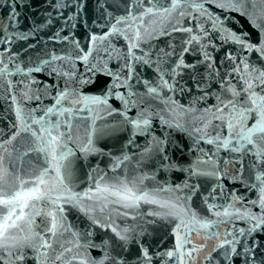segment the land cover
Segmentation results:
<instances>
[{"label":"water","instance_id":"95a60500","mask_svg":"<svg viewBox=\"0 0 264 264\" xmlns=\"http://www.w3.org/2000/svg\"><path fill=\"white\" fill-rule=\"evenodd\" d=\"M163 2L170 6L169 0ZM191 2L188 0L183 5L185 17H180L178 12L173 13L171 21L165 24L170 34H161L157 28L150 36L146 35L144 28L154 18H145L143 27H140L141 41L138 47L131 49L142 59L134 60L128 55L129 45L136 43L134 29L141 25V21L137 20L132 27H128L130 20H124L121 24H116V20L127 17L129 8L136 5L137 0H0V59L6 62L13 73L0 80V141L6 142L17 130L14 127L20 123L16 115L17 107L23 108L26 116L31 113L40 118L47 107L55 106V97L63 91L68 92L69 97L75 95L80 99L107 96V105L89 104L86 107L85 103L73 105L67 100L63 102L65 108L80 109L74 111L71 117L73 142L69 143V148L74 152L69 157L72 161L71 192L84 193L90 188L95 192L96 183L104 186L125 178L128 181L143 178L138 186L149 191L157 188L174 189L176 191L163 192L162 195L182 196L187 201V207L198 217L216 222L209 230L200 231L199 235L196 230L181 228L182 235L188 233L193 244L204 246L195 254V260L188 264H264V227L249 232L255 221L214 215L215 211L222 212L228 205L261 215L259 203L252 202L260 200L262 185L256 177L264 176V164L253 167L256 157L247 148L241 154L231 151V144L225 148L217 143H207L208 139H215L217 134H220L221 140L228 136L226 122L213 117L217 98L225 101L231 99L228 89L234 87L240 93L236 99L243 102L246 95L243 92L244 80L264 71V55L225 39L224 32L217 29L224 27L237 35L246 34L257 47L264 44V34L253 26L248 17L220 9L215 3H205L209 13L219 16L223 21L222 26L213 28L206 16H199L194 8L188 6ZM138 3L139 7L133 9L136 14L141 8L152 7L156 0H138ZM10 14L16 16L15 21L8 19ZM174 24L193 31L173 32L171 29ZM112 25L119 31L109 35ZM201 27L204 32L200 31ZM93 35L107 36V39L103 42L97 40L93 45L90 40ZM190 35L197 36L199 42L192 41L186 45ZM21 36L28 38L21 39ZM7 39L11 43H5ZM186 46L188 51L185 52ZM87 52H91V55L85 62L82 57ZM204 52L210 55V60L205 61ZM52 55L64 59L52 60ZM181 56L185 64L195 67L177 69L178 74L173 76L172 70ZM44 60L49 63L42 65L41 72L24 74ZM245 61L249 64V71H236L237 66L242 69ZM17 64L24 72H16ZM116 76L120 77V81L127 78V84L115 87ZM161 76L174 85L175 90L169 91L163 87L158 88V96L150 95L148 86L158 87ZM7 80L13 82L11 88ZM33 80L36 83H30ZM21 81L30 84L33 96L39 95L40 99L24 98L22 93L25 88ZM145 82H148L147 85ZM36 89L39 91L36 92ZM255 90L261 92L260 87ZM129 91L134 95L129 96ZM120 95L135 103L125 107ZM164 100L169 102L166 104ZM227 111L224 109V113ZM141 112L150 120L145 134L135 132L128 123V120L140 117ZM252 116L253 119L247 121L249 126L254 122L255 114ZM44 118L53 124L59 122L60 130L67 131L63 123L68 119L67 114ZM161 118L169 122L178 121L182 127H168ZM205 124H208L205 129L208 136L195 131ZM93 125L95 129L104 131L92 135L95 150L82 152L80 146L87 140ZM157 140L163 141L160 147H157ZM29 141L30 137L25 133L17 137L13 142L14 158L27 149ZM5 146L10 150L13 148L11 145ZM147 148L151 151L146 152ZM209 159L210 163L200 164L199 167L210 171L214 162L220 179L192 174L197 161ZM25 161L36 164V154L25 157ZM39 163H43L42 157ZM24 167L32 171L27 162ZM185 184L195 187H184ZM60 203L64 208L62 215L65 227L69 229L63 239L73 242L67 246H74L76 237L73 233L78 234L81 244L90 240L96 247L82 248L80 251H86L92 259L99 260L102 257L105 241L109 244V254L124 264H141L144 248L153 257L152 264H164L165 257L161 253L175 247L177 222L172 218L158 219L146 215L153 210V205L141 203L136 210L139 215L133 219L131 215L123 216L118 211H111L109 217V210L117 206L109 204L108 209L101 213L99 206L86 198L77 206H73L74 202ZM210 204L216 205V208L210 211ZM89 205H93L96 210L88 214L80 210L81 207L87 210ZM37 223H40V217H37ZM108 225L117 230L130 229V241L127 244L120 241ZM133 228L134 232L131 231ZM241 229L245 233L243 236L240 234ZM87 233H91V236ZM215 233L219 234L218 239L213 235ZM226 240H235L237 252L241 254L225 255L226 252L230 253V247L219 245ZM249 247L252 249L249 255L254 257L252 260H247L243 254V249ZM33 255H29L26 264H33ZM107 264H113V261L109 260ZM167 264H176V261H167Z\"/></svg>","mask_w":264,"mask_h":264},{"label":"snow or ice","instance_id":"6c2138e0","mask_svg":"<svg viewBox=\"0 0 264 264\" xmlns=\"http://www.w3.org/2000/svg\"><path fill=\"white\" fill-rule=\"evenodd\" d=\"M188 3V0H169V5L166 6L163 0H156V3L152 7L141 8L139 14L133 10L134 7H139L137 4L129 8V14L127 17L116 20V24H121L124 20H130L131 23L128 27H132L137 20L141 21V25L134 29V40L136 43L129 45V57L134 60H140L142 57L135 55L131 49L138 47V43L141 41L140 27H143V22L146 17H153L154 19L149 21L148 27L144 28L146 35H151L159 28L161 34H170L165 28V24L170 22L173 13L178 12L180 17H185L186 11L183 5ZM205 3H215V6L225 11L238 12L249 18L250 22L255 28H257L262 34H264V0H203V2L197 3L192 0L188 4L190 8H194L199 16L207 17L211 21L213 28L217 25H223V21L219 16L209 13L205 8ZM8 19L15 21L16 16L10 14ZM179 23V21H177ZM151 28V32H149ZM223 31L225 39H229L234 43L239 44L242 48H246L249 51H256L264 55V44L257 47L251 43L246 34L237 35L235 32L229 31L227 28L221 27L217 29ZM119 30L115 25H112V33H117ZM171 31H185L192 33L191 28H179L174 24ZM201 32H204V28L201 27ZM123 34V33H121ZM206 34V33H205ZM21 39H27V36H21ZM107 39V36L93 35L90 40L95 45L97 40L103 42ZM192 41L199 42V38L195 35H190L189 39L185 42L186 45L191 44ZM5 43H11L10 39L5 40ZM203 47V46H202ZM184 51H188L187 46ZM91 52H87L83 55L82 59L88 62ZM231 58V57H230ZM52 60L64 59V57H58L52 55ZM204 59L208 61L211 59L207 52H204ZM148 63L147 60L144 61ZM48 60H44L41 64H38L34 68H29L28 72L24 73L28 75L31 72H41L42 65L48 64ZM95 67V65H93ZM195 65L185 64L182 56L179 57V63L176 64L172 70V75H177V69L181 68H194ZM211 67V65H209ZM236 71H249V64L243 62L242 69L237 66ZM55 71V69H53ZM16 72H24L19 64L16 65ZM13 75L9 71L6 62L0 59V80H3L6 76ZM67 75V73H65ZM249 75H251L249 73ZM117 83L115 87L124 86L127 84V78L124 81H120V77L116 76ZM9 88L13 86L11 80L6 81ZM23 84V81H21ZM30 83H36L35 80ZM148 82H145L147 85ZM245 87L243 92L245 100L243 102L238 101L236 98L240 95L234 87H230L228 91L231 92L232 98L228 100L218 99L216 106V112L213 113V117L222 122H226L228 129L227 138L221 140L220 134L215 136V139H208L207 143H217L218 146L228 148L231 144L233 147L231 151L243 154L247 148L256 157L255 163L252 165L256 167L259 164H264V71L258 72V75L251 79L244 80ZM25 91L22 93L26 99L35 98L40 99L39 95L33 96V89L30 84H23ZM167 87L169 91H174V85L169 81L164 80L161 76V84L158 87L148 86L147 90L150 95L158 96V88ZM256 87L261 88V92L258 93ZM39 89H36L38 92ZM129 96L134 95L131 91ZM119 98L124 100L125 107L129 103H135L125 99L123 95ZM12 100L15 103V96H12ZM68 101L70 104L85 103L87 107L89 104L93 105H107V96L105 97H84L82 99L73 95L69 97L68 92H60L55 97V106L47 107L44 110L43 115L40 118L32 116L31 113L24 114V110L21 107L16 108V115L20 123L14 125L17 130L4 142L0 141V264H26L30 254L32 256L33 264H107L109 260L113 261V264H124L123 261H118L117 258L112 257L107 249L109 244L104 242L102 252L103 255L99 260L89 257L87 252H81L80 249H87L89 247H96L90 240L81 244L77 233L72 235L76 237L74 246H67L72 244V241H65L63 239L64 233L69 231L64 224V217L62 215L64 208L61 201L68 203L74 202L73 206L81 205L82 201L86 198L89 201H93L94 205H98V210L103 213L108 209L109 204L117 206L114 209L109 210V217L111 211H118L120 215H131L135 219L136 215H139L138 210L141 203L153 205V210L146 213L148 216H153L158 219L172 218L177 223L175 224V236L176 244L172 250L166 253H161L165 257L164 264L167 261L175 260L176 264H188L189 261L195 260V254L200 252L204 246H198L192 243L188 238V233L182 235L181 228L187 227L189 230H196L197 235L200 231H207L213 225L214 221L207 218H200L195 212L187 207V201L182 196H163V192H174L176 190L171 188H157L151 191L140 188L138 185L142 183L143 178L139 181H128L126 178L118 180L111 184H105L101 186L100 183L95 184V192L90 188L84 193H72L70 184L72 181V161L69 157L74 155V152L69 148V143L73 142L71 135V117L74 111L80 109L65 108L63 102ZM164 103H168V100H164ZM174 104L175 101H172ZM224 109H228L227 113H224ZM91 110V109H89ZM35 109L32 110L34 112ZM216 113H224V115H217ZM67 114L68 119L64 120V126L67 131L62 132L60 130V123L55 124L50 121H46L44 117L50 115H56L63 117ZM111 115V111L108 112ZM252 114H255L254 122L251 126L247 123L249 119H253ZM123 115V113H122ZM125 119L128 118L125 116ZM163 120V118H161ZM31 120V123H29ZM128 123L132 125L135 132L145 134L150 126V120L143 112L140 117L134 120H128ZM168 127L180 128L182 125L178 121H166ZM208 123H211L209 121ZM32 125H38V128H33ZM208 124H205L203 128H196V132H203L204 136H208L207 129ZM97 131L101 133L103 129L97 130L94 125L91 127V132L88 134L87 140L80 146L82 152H89L95 150L92 143V135ZM25 133L30 137V141L27 149L13 157V151L15 147L13 142L17 137ZM155 139V138H154ZM235 139V144L233 140ZM157 147L163 144V141H156ZM5 144L13 146L12 150L6 147ZM151 151L150 148L145 150ZM36 154V164H32L31 161H25V157H29L31 154ZM43 158V163L40 164V158ZM127 159V157H124ZM68 161L67 164L64 161ZM28 163L31 172L25 169L24 164ZM209 160H199L196 166L192 169L193 175L213 176L216 179H220V174L215 170V164L213 163L212 170H204L199 167L200 164L210 163ZM102 179V178H101ZM257 180L261 182L260 188V200L253 201L252 203H259L261 209V215H256L251 210L236 209L233 205L224 207L222 212L215 211L214 215L217 217L223 216L237 219H245L248 221H255L249 232L256 231L258 228L264 227V176H257ZM184 187H195L187 184ZM215 191V189H213ZM239 199V198H236ZM207 203V201H206ZM216 208V205L210 204L209 210ZM81 211H86V214L95 211L96 208L93 205H89L87 210L84 207L80 208ZM61 214V215H58ZM37 217H40V223H37ZM99 224V220H94ZM152 221H150L151 223ZM105 226V225H101ZM111 227V225H108ZM115 236L127 244L131 237L129 236L130 229L125 228L123 230H117L116 227H111ZM135 231V229H131ZM240 234L245 235L244 230H240ZM86 235L91 236V233ZM138 235V234H137ZM217 239L219 234L215 233ZM191 245V247H188ZM230 247V253L225 255L241 253L237 252L236 241L226 240L221 242L220 247ZM252 249H243V254L247 260H252L254 257L249 255ZM71 254V255H68ZM153 257L149 255L146 248L142 250L141 264H152Z\"/></svg>","mask_w":264,"mask_h":264}]
</instances>
